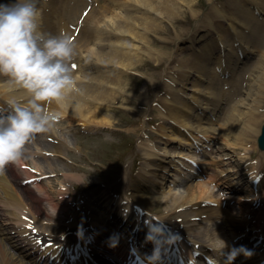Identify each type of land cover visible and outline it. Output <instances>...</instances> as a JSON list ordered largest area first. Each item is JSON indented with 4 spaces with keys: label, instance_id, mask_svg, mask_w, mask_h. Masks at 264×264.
Returning <instances> with one entry per match:
<instances>
[{
    "label": "bare ground",
    "instance_id": "1",
    "mask_svg": "<svg viewBox=\"0 0 264 264\" xmlns=\"http://www.w3.org/2000/svg\"><path fill=\"white\" fill-rule=\"evenodd\" d=\"M180 1L183 2V0H130L125 14L122 16L124 18L123 21L119 20L117 23H114L109 21V19H105V15L113 11L109 7H106L105 13L102 12L105 15L101 17L103 18L102 22L104 24L99 25L97 23L88 27L90 18H93L98 13V9L93 8L84 18L80 29L81 33L88 32L90 33V37L91 35L100 36L107 34V36L111 35L117 39L104 42V47H108V50L105 52L99 47L97 51H93L91 56L89 55L88 57L87 55V58H83L80 48H77L78 40L74 41L75 55L70 64L77 63L78 69L83 70L81 79L77 78L75 80V90L69 92L64 100L59 103H44L42 106L49 111L64 114L70 121L78 118L83 125L85 124L86 128L99 126L111 127L112 122L101 117L95 106L102 105L103 107L101 106L100 110L104 114L106 106H111L109 102H115L119 98L120 93L122 91L125 92V84L122 76L125 71L139 64L142 59L140 50L143 47L141 45L146 40L144 39V34L147 33L145 31L150 30L148 22L151 21V15L155 17L166 15L168 18H174V14L179 7L177 3ZM237 1L239 2L233 5L236 9L235 12H237V14L235 13L236 16L234 15L232 17L234 21L230 22V18L224 13L219 14L220 18L218 20H220V24H213L209 20V22L211 21V27H209L207 33L219 31L218 33L216 32L219 36V43L217 44L219 47L211 43L210 37H207L206 40L202 37L197 38V40L195 39L192 43L195 44L193 51L195 52L196 62H193L191 65L177 64V70H175L177 73H171L167 77L169 78V84L167 83L169 92H178L177 95L179 97L176 101L171 102V99L167 101L171 97L168 94L165 96L167 99H164V103L166 102L165 111L167 112L165 114L168 119L165 121H167V124H173L166 125L160 123V127L163 130V137L178 142L182 146L185 145L189 150L183 152L182 156L186 157L180 164L181 169L183 168L194 173L195 167H198L200 169L199 172L205 175L203 185L195 186L189 183V180H185L183 182L185 183L183 189L171 188L173 192L166 194L165 198L170 203L167 204L169 205V209L178 213L176 219H170L169 216L157 214L154 216V219H158V221H155L151 217L141 216V213L138 211L133 216L132 206L136 207V210L145 211L150 214V205L154 201H157L158 197L155 194L163 183L160 180L164 181L168 178L166 164L161 163L163 162L162 155L164 154L159 153V151L155 152L151 150L146 155L149 156V162L152 165L151 172L156 175V180L154 181L152 177L140 174L138 176V182L133 185L134 190H131L129 195H127L130 203L125 207L129 209L121 210H116L114 208L115 205L113 207L110 205L111 203L117 204L119 197L117 198L114 193L110 194V191L107 189V191H99L100 186H102V180L98 179V177V180L96 177L89 178L88 181L91 184H100L98 187L93 185L94 193L92 191L86 192V190L82 194L80 193L81 195L78 198L79 206L73 211L71 209L74 208V201L72 199L74 192L68 186L60 187L59 189L61 190H54L52 185H56V180L52 184L41 182L37 185L38 193H36L32 187H26V183L24 185L19 184L18 178L21 176V170H18V164L24 167L28 178H26L27 180L39 178V172L37 173V171L32 170L29 163H26V158L31 154L28 149L34 143L28 149L24 150L22 158L18 163L9 164L5 167L0 175V210L3 211L2 214L5 215L6 219L4 218L5 222L2 221V218L0 220L2 223L9 224L15 229L16 235L21 240L20 244H28L34 248L41 249L43 255L50 254L48 259H42L44 256L41 255L39 263L59 264L67 259L69 261L71 260L70 262L72 264L92 263L95 259V256H93V259L91 258V255H94L91 251L94 245L101 247V250H95L96 253L105 255L109 252V254H112L108 246L103 247L98 244L101 242L100 238L102 239L104 237L98 231V226H102L99 223L107 215L109 220L114 219L120 221V223H124V225L126 224L125 228L131 234V229L133 228L142 237L145 233L149 234L150 226L159 227L162 230L161 238L155 240V243H158V252L160 253L170 255V251L176 247V251L187 253V255H190L192 250L197 249L202 254L200 256L203 257L204 254L207 256L214 248L216 250L218 247L222 250L219 253L216 252L213 256L221 261V263L224 261V264H226L227 262L225 253L228 255L233 251H237L235 257L236 264H264V172L260 177L256 172H254L255 175H251L249 179L251 180L250 184L257 186V191L255 190L252 195L247 194L245 191H237L238 188L236 187L243 181L240 179L236 184L230 182L227 188L224 187L223 192L226 195L227 193L225 191L229 192L231 190L232 192L229 201L235 200V202H240L243 206L245 205L241 209V211L245 212H242V215L239 216L236 209L233 208L234 205H232L231 201V203L229 201L227 202V207H223L222 203L226 199L222 197V194L221 196L219 195V189L214 192L211 191V183H214V181L218 183L226 182L227 176L223 173L221 167L220 169L218 167L215 170L213 169V172L209 171L212 167L208 164H218V161H210L211 158L203 159V155H197L195 152L198 149H201L199 151L202 152H206V149L201 148L203 144L201 139L197 141L196 138L198 137L191 135L194 131L197 132L198 136L212 139L213 133L219 130L220 133L227 136L226 139L230 140V143L236 144L237 140L240 142L242 139V142L245 144L249 141L252 134L256 135L262 132V127L260 128V125H256L259 119H256L257 117L253 116V114L255 115V111H260L264 108V56L259 58L254 70L249 73L247 81L241 82V86L228 90L226 95L229 96H224L225 99L223 95L220 96V92H227L224 87L228 83L227 81H234L247 68L246 65L239 67L240 62H242L241 58H250V52H258L262 45L261 41L264 39V35L261 34L264 32V0ZM14 2L15 0H0V4L4 5H10ZM85 4V0H66L58 6L54 4L53 9H49L51 11H48L46 18L43 16L40 17L41 30L44 33L56 35V24L59 23V26L60 24L63 26L65 21L61 13L64 12L68 17L71 14L76 16ZM37 6L39 10L38 0ZM213 9L215 12L216 7ZM146 13H148L147 16ZM52 19L57 22L52 23ZM41 20H44L43 23L47 28ZM221 22L226 23L225 26L229 27V33L232 32L233 36L229 34L230 37L228 38V35L223 34V31H225L222 28L224 23ZM72 24L75 23L72 22ZM77 25L80 26V23L77 22ZM142 25L145 26L141 27ZM64 28L65 30L68 29L67 23L64 24ZM59 30L60 27L58 32H60ZM95 39H98V37L96 36ZM87 49L89 50L90 48ZM197 54L200 56L198 57ZM217 54L219 55V62L221 61L225 67H218L215 64L206 66L205 64L209 58H215ZM253 54H251V57ZM118 68H120L119 71L117 70ZM178 72L180 73L178 74ZM200 73L202 74L201 77L204 83L199 85L200 82H198L196 76H200ZM195 80H197V83ZM190 82H195L193 87L188 86ZM236 94L239 95L238 99L233 104L229 103L228 106H224L226 104L225 102L228 103ZM14 95L18 99L23 96L20 92H16ZM169 95L172 94L169 93ZM9 98L10 94L7 90V80L4 77H0V105H4ZM186 99H191V106L186 102ZM124 100L126 102H132L127 96ZM167 104L171 105V107L168 108ZM177 108L181 110H177ZM184 109H186L187 115L183 113ZM219 109L222 111H219L220 113L218 114ZM174 123H177V126ZM237 127H239L238 132L235 131ZM123 132L130 134L129 132L132 131L123 130ZM43 136L52 138L53 141L54 137L49 130L48 132L42 133L36 139L35 143L40 142ZM53 143H51V148L48 150H52L54 155L60 157L64 152V147L67 145L64 141L60 140ZM157 143L153 147H157L161 142L158 141ZM206 146L208 147L209 144H206ZM189 147L197 150L192 152ZM167 150L170 151L169 149ZM255 153L256 150H253L252 155ZM207 156L210 157L209 155ZM43 159L44 161H48L47 158ZM260 160L264 163V151L261 152ZM53 162L55 163L57 161L54 160ZM201 162L204 164H200ZM37 164H35L38 166L37 169H42V164ZM175 164L178 163H174L173 166ZM56 167V165L55 167L54 165H50L51 169L40 170L43 172L42 174L46 173L49 177L53 174L56 176L63 174V184L66 182L75 185L74 181L81 179L77 178L80 175L76 172H71L72 170L60 173ZM262 169L264 170V168ZM186 170L183 172L188 173ZM83 171L86 173L87 170L84 169ZM186 175L188 176V174ZM26 179L23 181H27ZM258 189H263V194L259 195L260 191L258 194ZM95 196H99L103 200L104 206L102 208L105 209L106 213L104 216H101L99 219L96 218L93 223L92 220L89 221L85 224L88 226H84V228L81 227L79 230H77L78 228L71 230L66 234L64 239L60 237V240L53 239L49 242L43 239L41 228L46 221H49L48 226L51 229L62 224H67L69 226L68 230L76 227L77 215L80 213L84 215L86 213L83 209L85 207L83 205L85 201L86 203L88 202L89 206L92 203L91 208L89 207L91 213L98 212L95 206V201L97 200ZM258 202L262 203L259 212L254 207V204ZM64 210L71 211L72 215H69L70 212L64 213ZM50 215L54 218H50ZM219 219H222V221H219ZM202 221L207 223H203ZM226 224L231 227L232 238H230V242H228L229 238H227L223 229ZM116 226V228H111L112 231H115L112 234L114 238H107V240H110L115 245L118 239L123 236L120 233L121 230L117 229L119 226ZM48 229L44 230L47 231ZM3 235L5 233L1 231L0 264H27V255L23 253L24 249H19L10 239H5L7 244L11 246L9 248L2 238ZM119 235L120 238L117 237ZM234 238L236 239L233 242L232 239ZM237 240L239 241L237 242ZM125 245L126 243L120 249L122 250L121 252L116 250V253H119L120 256L128 253L127 245ZM209 246H213V249ZM12 249L15 251H12ZM241 249L251 254L245 255ZM161 258L162 255L157 257L158 264H167V261L170 263L169 260L162 262L163 258L162 261H159ZM57 259L59 261L55 262L54 260ZM170 261V264L177 263L171 259ZM34 264L37 263L35 262Z\"/></svg>",
    "mask_w": 264,
    "mask_h": 264
},
{
    "label": "rangeland",
    "instance_id": "2",
    "mask_svg": "<svg viewBox=\"0 0 264 264\" xmlns=\"http://www.w3.org/2000/svg\"><path fill=\"white\" fill-rule=\"evenodd\" d=\"M129 1L130 0L99 1L98 6L96 7L98 9V13L93 18H90L88 27L97 23L99 25L104 24V22H102L103 18L101 17L105 15L102 14V12L105 13L106 7H109L113 11L107 13L104 17L105 19H109V21L114 23H117L119 20L123 21L124 18L122 16L125 14L126 8L130 3ZM55 2L56 0L53 2L38 0L39 11L41 14L40 17L43 16L46 18L48 11H51L49 9H51V6ZM238 2L239 1L237 0H183V2L180 1L177 3L179 7L177 12L174 14V18H168L166 15H163L162 17H155L151 15V21L148 22L150 30L145 31L147 33L144 32V39L146 40L141 45L143 47L142 50H140L142 59L139 64L132 66V68L125 71L122 76L125 84V92L122 91L119 95V98L115 102H109L111 106H106L104 114H102V110H100L102 105L99 104L98 106H95L101 117H104L105 119H108L112 122L111 127L99 126L94 128H86L85 124L83 125L78 118L70 121L64 114L62 115V113H60L59 121L55 123L50 129V132L54 137L53 141L52 138L43 136L41 137L42 140H40V142L35 143L30 148L28 147L29 149L27 148L31 154H29L26 158V163H29L32 170L37 171V173L39 172L38 177H40V180H31L26 182L25 186L32 187L36 193H38L37 185H39L41 182L45 184H52L56 180V185H52L54 190H61L59 189L60 187L68 186L69 189L74 192L72 198L74 201V208L71 209L73 211L79 206V195H81L85 190L86 192H95L93 189L94 184H91L88 181L89 178L96 177L97 179L98 177V179L102 180V186L99 188L100 192H103L107 189L110 191V194L114 193L117 198L119 197L117 204L111 203L110 205L112 207L115 205L114 208L116 210L125 209L128 208L125 207L127 205V195H129L131 190H134L133 185L138 182V176L140 174L152 177L154 181L156 180V175L152 174L153 172H151L152 165L149 162V156L146 155L148 151L151 150H154L155 152L159 151V153L164 154L162 155L163 162L161 163L166 164L165 166L166 172L168 173V178L164 181L160 180L163 183L160 185V189L155 194L158 199L157 201H154L152 205H150V211H153L154 215H165L169 216L170 219H176L178 213L169 209V205L167 204L170 203L165 197L166 194L173 192L171 191V188L183 189V186H185V183L183 182H185L184 175L186 173L183 171L186 169H181L180 164L186 157L182 156L183 152L188 149L185 145L182 146L178 142L171 141V139L169 140V138L163 137V130L160 127V123L162 121L167 122L165 120H168L165 114L167 113L165 111L166 102L164 103V101L167 100L165 96L168 94V96L171 98H169L167 101L171 99V102L176 101L179 97V95H177L178 92H169V86H167L169 78L167 77H169L171 73H177V71H175L177 70V64L191 65L193 62H196L195 52L193 51L195 44L192 43V41L195 39L197 40V38L202 37L204 40H206L207 37H210L211 43L215 44L216 47H219V45H217L219 43V36L217 34L219 31H216L217 33H207L209 27H211L210 23L212 21L213 24H220V20H218V18H220V13H224L226 16H228L231 20L230 22L234 21L232 20V17H234V15L236 16L237 12H235L236 9L233 5L237 4ZM245 2L250 3L248 1ZM214 7H216L215 12L213 9ZM147 15L148 13H146V16ZM209 20L211 21L209 22ZM41 21L43 23L44 20ZM225 24L226 23H224V26H222V28L225 30L223 31V34L228 35L229 38V34L233 36V33H229L230 29L229 27H226ZM144 26L145 25H142L141 27ZM263 33L264 32L261 34L264 35ZM96 36L98 39H95ZM113 39L117 38H113L111 35L107 36V34L100 36L91 35L90 37V33L82 32L76 39V41L78 40L77 48H80L82 57L87 58V55L88 57L89 55L91 56L93 51H97L99 47L103 52L108 50V47H104V42L112 41ZM261 42L262 45L259 51L255 52V55L249 61L246 58L244 60L245 64H248L249 66L246 68V71L242 76L244 79L246 78L244 75H249V73L254 70L259 58L264 56V39ZM87 48L90 49L88 50ZM197 56L199 57L200 55L197 54ZM216 57L209 58L205 65L208 66L211 64H217ZM119 69L120 68L117 70L119 71ZM82 71H74L72 72V75L75 79H81V75L83 73ZM179 73L180 72H178V74ZM195 73L199 74L198 72ZM201 76L202 74L200 76H196L198 82H200L199 85L204 83ZM197 80H195L196 83ZM195 82H190L188 86L193 87ZM169 93L172 95H169ZM221 95L222 94H220V96ZM126 96L132 102H126L124 100ZM237 99L238 96L224 104V106H228L229 103L233 104ZM186 102L189 103V106L192 105L191 99H186ZM167 106L168 108L171 107L169 104H167ZM177 110L181 109L177 108ZM186 112V109H184L183 113L187 115ZM253 116L257 117L256 119H259L256 125H260V128L264 126V108H262L260 111H255V115L253 114ZM163 124L172 125L173 123ZM174 125L177 126V123H174ZM238 128L239 127H237L235 131L238 132ZM123 130H130L132 132L127 134L123 132ZM193 134L196 135L195 133ZM259 135L260 133L256 135L252 134L249 141L245 144L242 142V139L240 142L237 140L236 144H232L230 143V140L226 139L227 136L220 133L219 130L218 132L213 133V138L211 140L214 153L211 154L210 157H207L206 155L202 156L203 159L211 158L210 161H218V164H208L210 167H212V169L209 171L213 172V169L215 170L217 167L220 169L221 167L223 169V173H225L227 176L226 183L224 182L227 187L230 182L236 184V182L240 179L243 181L236 187L238 188L237 191H245L247 194L252 195L254 188L250 184V175H255L254 172H256L260 177L264 172L262 169L264 168V163L260 160L261 152L264 151V148H261L258 144ZM58 140L64 141L67 145L64 147V152L60 157L54 155L52 150H48L51 148V143L58 142ZM158 141L161 142L160 145L153 147V145L155 146V143ZM166 148L170 151H168ZM253 150H256L254 155H252ZM43 158H47L48 161H44ZM213 158L214 160H212ZM54 160L57 162L54 163ZM37 163H40V165L42 164V169H37ZM174 163L178 164L173 166ZM200 164L204 163L201 162ZM50 165H54V167L56 165V168H58L60 173L72 170L71 172H76L79 174L80 177L77 178L81 179L74 181L75 185L66 182L63 184V174H59L57 176L53 174L51 177H49L46 173L42 174L43 172L41 170L51 169ZM18 168V170H21V176L18 178V180L19 184H22V182H25L23 180L27 178V174L20 164H18ZM84 169L87 170L86 173L83 171ZM195 170H197V168ZM187 172L190 173L189 171ZM204 179L205 175H202L198 179L197 177L193 180L191 179L189 183H192V185L194 184L195 186L203 185ZM99 184L100 183H97L94 186L98 187ZM211 188V191H217V182L214 181V183H211ZM229 192L230 193L226 195L228 199H230L232 195L231 190H229ZM215 194L219 196L217 192H215ZM258 194H263V189H258ZM95 197L97 198L95 201V206L98 212L91 213L90 208L92 203L89 206L88 202L86 203L85 201V203H83L85 206L83 209L86 213L84 215L82 213L77 215L76 227L68 230L69 226L67 224H62L51 229V227L49 228L48 226L49 221H46V223L42 225L41 228L43 237L48 239L59 235L56 239L60 240V237L63 239L71 230L77 228V230H79L81 227L84 228V226H88L85 224H87L89 221L92 220L93 223L96 218L99 219L101 216H104L105 209L102 208L104 206V203L102 202L103 200L99 198V196ZM228 199L224 202H227ZM231 202L232 205H234L233 208L236 209L237 214L241 216L242 212H245L241 211L245 205L243 206L240 204V202H235V200H232ZM224 206L226 207V203ZM254 207L257 209V212H259V209L262 207V203H255ZM67 212H70L69 215H72L71 211L64 210V213ZM2 213L3 211L0 210V219L2 218V221L5 222V215ZM50 218L54 217L50 215ZM102 219V222L99 223L100 225L106 222L105 216ZM116 221L117 220L113 222V227L115 225L119 226L120 221ZM219 221H222V219H219ZM4 222L2 223L0 220V232L3 231L6 235H3L2 238L4 241L5 239L10 238L12 243L15 244L17 242L16 239L19 237L15 234L13 227L9 224H5ZM202 222L207 223L204 221ZM121 227L123 230H127V228H125L126 224H122ZM98 228L100 229V226H98ZM44 229L48 230L46 231ZM223 229L227 238H229L228 242H230V238H232L231 227L227 226L226 224ZM101 231L103 234L104 230L101 229ZM63 232L66 233L63 234ZM18 243H20L19 239L16 244L18 245ZM5 244H7L6 241ZM7 245L9 248H11L9 244ZM209 247L213 248V246ZM216 249L220 251L221 248L217 247ZM12 251L15 250L12 249Z\"/></svg>",
    "mask_w": 264,
    "mask_h": 264
},
{
    "label": "clouds",
    "instance_id": "3",
    "mask_svg": "<svg viewBox=\"0 0 264 264\" xmlns=\"http://www.w3.org/2000/svg\"><path fill=\"white\" fill-rule=\"evenodd\" d=\"M74 55L70 36L41 30L37 0L0 4V77L6 78L10 94L0 105V172L20 161L26 144L36 134L48 132L59 121V113L42 105L59 103L75 90L70 64ZM16 92L22 93V98L18 99ZM161 232L159 227L150 226L146 239L155 242ZM236 255L237 251L231 252L226 264ZM157 257L158 249L154 248L148 257L150 264H155Z\"/></svg>",
    "mask_w": 264,
    "mask_h": 264
},
{
    "label": "water",
    "instance_id": "4",
    "mask_svg": "<svg viewBox=\"0 0 264 264\" xmlns=\"http://www.w3.org/2000/svg\"><path fill=\"white\" fill-rule=\"evenodd\" d=\"M262 127H263L262 128V133H261L258 141H259V145L264 147V126H262Z\"/></svg>",
    "mask_w": 264,
    "mask_h": 264
}]
</instances>
